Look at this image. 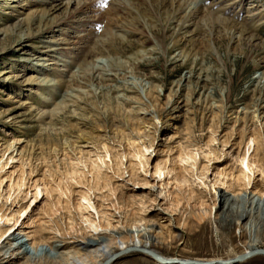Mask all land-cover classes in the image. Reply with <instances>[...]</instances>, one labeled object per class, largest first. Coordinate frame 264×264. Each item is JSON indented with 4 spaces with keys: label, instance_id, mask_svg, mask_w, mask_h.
Instances as JSON below:
<instances>
[{
    "label": "rangeland",
    "instance_id": "374dc122",
    "mask_svg": "<svg viewBox=\"0 0 264 264\" xmlns=\"http://www.w3.org/2000/svg\"><path fill=\"white\" fill-rule=\"evenodd\" d=\"M6 1L4 8L0 9V89H5L4 79L7 74L1 71L5 67H10L9 70L14 72L35 76V80L31 82L32 88L27 90V100L32 105L31 113L25 109L21 114L28 123L26 127L21 126V129L14 126L11 131L13 135L25 139L27 152L23 158L16 155L12 161L9 158L6 171L15 169L21 162L24 170L32 168L34 171L28 178L50 182L55 177H62L63 172L69 173L71 169L77 168V171H84L86 174L83 179L80 176L76 178V181L83 183L73 184V191L87 192L99 211V216L105 212L110 222L109 225L100 218L101 227L98 226L97 235L114 241L115 238L110 235L112 230L116 228L118 232H128L134 229V225L152 228L154 234L159 232L157 241L151 242L145 249L132 244L126 249L113 246L115 255L109 264H205L202 260L207 259L211 261L206 264H264L260 252L241 261L234 260L237 255H241L257 232L264 231V212L255 214L251 224L245 229L236 223L228 229H222L218 222L222 216L219 193L221 190H232L226 184L216 182L219 170L231 168L236 171L240 166L238 154L243 151L242 140H245L249 132L256 131L264 124V0H241L240 7L233 11L229 8L236 21H240L238 18L248 11L256 12L252 14H256L254 26L257 31L248 28L249 33H256V37L251 40L247 39L248 32L239 40L235 38L236 34L229 38L224 30L210 29L209 33L200 34L191 23L178 29L176 20L170 18L172 10L168 3L160 9L155 4L145 7L139 0H124L125 3L132 1L130 6L135 10L130 11L128 17L119 15L125 11L124 4L120 5V10L116 13L107 4L86 2L83 9H80L85 0H81L79 5H76L77 0H71L67 7L64 0H46L47 8L55 2L58 5L52 12L49 10L42 23L35 21L30 30H27L24 25L21 27V23L19 26L17 24L30 9L21 5L18 10H12L13 2ZM113 6L116 7L117 3ZM116 16L117 22L123 21L131 32L114 29L117 35L121 34L124 38L116 51H106L96 61H92L102 69L93 67L94 71L91 69L92 72H88L90 76L86 77L90 80L85 87L73 86L71 89L61 85L55 90L48 88L53 80L68 81L73 74L82 75L79 74L78 61L83 59L87 49L85 47H89L91 41L99 35H106L104 29L107 20ZM4 28L9 29V34L1 33ZM61 36L69 40L66 46H71L72 49L53 50ZM163 49L166 50L164 53ZM70 52L75 54L74 60H71ZM44 54L46 58H36ZM19 58H25L35 68L30 71L22 70L21 64L24 62ZM14 63L17 67L12 65ZM96 70L102 71L101 74H97ZM149 90L161 98L158 108L160 120L155 117L147 119L142 126L137 124L135 115L132 114L130 120L133 124L126 127L121 123L122 117L114 111L108 116L98 110L93 111V106L101 108L106 103L113 108L116 105L134 108L138 104L136 98L140 96L146 100L145 94ZM6 91L8 90L5 89ZM41 91L43 93L39 94ZM5 92L0 91V122L10 121L11 116L19 113L18 108L4 112L6 102L17 105L19 98L6 97ZM168 94L178 108L163 105ZM64 100L65 105L68 104L71 108L80 107L76 112L92 116L89 119L82 115L76 116L79 119L77 121H73L69 115L66 118L71 120L70 123L76 122L78 125L89 122L86 130H93L91 139L77 140L73 149H64L62 140L51 141L52 131L35 121L36 112L57 107L59 102L63 106L61 101ZM215 106L218 108H214ZM256 107L261 111L259 119L250 115ZM243 112L246 113L244 117ZM175 115L179 117L175 118ZM5 128L7 127H0V145L2 138H7L4 136ZM212 137L214 140H211ZM72 139L74 140V136ZM127 139L134 141L135 146L129 144ZM223 139L227 142L223 143ZM103 144L112 154L121 155L123 165L114 174L110 168L102 166L107 169L111 178L107 177V187L97 188L89 183L90 174L85 165L90 164L97 154H104ZM2 151L3 145L0 146V157ZM136 151L144 153L147 162L144 168L137 164L139 158L131 154ZM186 151L195 153L196 157H188L184 153ZM180 153L184 156L183 161H178ZM5 157L6 154L3 155L4 159ZM130 160L134 164L136 162L132 174L124 167ZM155 165H165L166 168L174 166V170L166 173L165 169V174L159 175L154 172ZM177 171L184 176V181L177 180ZM255 181L264 190V174L258 173ZM5 184L6 182H2L0 186V208L9 217L18 205L30 198L31 193L25 192L32 189L29 188L31 184L27 188L25 183L26 185L21 186L25 194L10 189V195L6 199L8 194ZM250 187L236 192L243 194L246 190L247 197L256 199L257 195L252 194ZM48 192L50 193L42 192L34 200L33 211L22 223L21 217L16 224V227L19 226L18 230L24 228L29 233L35 231V238L40 243H64L67 249L96 236L85 227L80 220L82 216L79 217L74 210L78 199L76 193L72 192L66 197L56 191L51 195ZM239 206L240 203L236 204V207ZM83 214L87 213L84 211ZM90 214L96 217L93 209ZM72 215L75 219L71 225L68 219ZM12 222L13 220L1 221V226ZM23 224L26 226H22ZM56 224L63 235L53 230ZM53 235H57V238H50ZM6 240L0 244L4 251ZM42 247L45 246H38L37 249ZM24 249H30L29 244ZM1 258L0 256V264H6Z\"/></svg>",
    "mask_w": 264,
    "mask_h": 264
},
{
    "label": "bare ground",
    "instance_id": "6f19581e",
    "mask_svg": "<svg viewBox=\"0 0 264 264\" xmlns=\"http://www.w3.org/2000/svg\"><path fill=\"white\" fill-rule=\"evenodd\" d=\"M4 1L6 0H2V2L0 3L1 10L2 8H4L3 7ZM11 1L13 2L12 10H18L21 7V5H25L24 8L26 7L30 9L25 13V17L22 19V21L20 20L17 24L19 26L21 23V27L24 25L27 30H30L31 24H33L35 21L42 23L45 16H47L46 14L49 12V10L50 11L54 10L58 5L55 2V4L47 8L46 0H37V1L24 0L25 3L23 2V0H11ZM59 1L61 2V0ZM64 1H65L64 5H66L67 7L68 2H70L71 0H64ZM133 1H137V0H133ZM139 1L145 7L146 6L151 7L152 5L155 4L157 7L160 6V9L164 8L163 6H165V4L168 3L170 10H172V14L170 15L171 16L170 18L172 19L173 17V19L176 20L177 22L176 28L178 29L185 27L187 23H191V25H194L195 29H197L200 34H203V32L206 33L210 29H214L216 31L224 30L225 33H228L229 38H231L233 35L236 34L235 38H237L238 40L239 38L245 37L243 35H245L244 34L245 32L246 33L248 32L249 27L252 28L254 32L257 31L256 30L257 27L254 26L255 23L254 15L256 14H252L256 12H250V11L246 12V14L240 17L241 19L238 18V20L240 21H236L237 19L235 20L233 18V13L230 11V9L233 11L236 8L240 7L242 5V4L240 5L241 0H207L206 1L207 3H205V0H139ZM86 2H89L90 4L96 3V4L110 5L109 9L116 11V13L120 10L119 9L120 5L124 4L123 6L126 5L125 11L124 12L122 11L120 14L118 13L120 17L122 16V14L128 17V15H130V11H135L132 8V6H130L132 4L131 3L132 1L125 3L124 0L122 2L120 0H85V2L82 3L83 5L80 6V9H83L84 3ZM80 3L81 0L76 1V5H79ZM114 3L115 4L117 3L116 7L113 6ZM258 12L260 13L259 10ZM109 20H107L108 23L105 24V29H104V31L107 34L106 35L101 34L99 35V37H96L93 40L91 39L92 41L90 46L85 47L87 49L83 54L84 56L83 59L79 61L77 60L80 68L79 74L82 73V75L78 76L77 74H73L70 76V79L68 81H64L60 79H56L55 81L53 80L52 82L49 83L50 86L49 87L47 86L48 88L55 90L57 87H60L62 85V87L72 89L73 86L82 87L87 84L86 82L90 80L86 77V75L90 76L88 72L91 73L92 72L91 69L93 67L96 69L101 68L97 65H94L92 61L98 58V56L102 55L104 52L106 53V51L109 52H111L110 50L116 51L117 46L121 45V42L123 41L124 36H121V34L120 36L117 35L116 34L117 32H114V29L116 28L117 31L125 30L129 33L131 32L128 29L129 27L126 28L127 26L123 21L120 22V20H118L119 22H117V16L111 17L109 18ZM247 22H249L250 24H247ZM95 30L96 28L92 29V33H94ZM8 31H9L8 28H4L2 29L1 33H4L6 35L9 34ZM248 34L249 35L247 39L249 40L254 39L256 37V33L248 32ZM60 38L61 39L59 43L57 44V46L53 48V50L57 51L61 48L62 49L66 48L67 50L72 49L71 46L69 47L66 46L68 45L69 40H66L67 38L65 36H61ZM162 51L164 53L166 50L163 49ZM184 55L186 54H182V56ZM36 58L43 59L46 58V55L44 54ZM70 58L71 60L75 59V54H73V52H70ZM18 60L24 62L21 64L22 70L26 69L30 71L35 68L34 65H32L31 63L28 64L25 58H19ZM88 64L90 65L89 67ZM12 65L16 66V63ZM9 68L10 67H5L1 70L2 73L7 74L4 79V84H5V89L8 91L5 92V89L2 90L3 88H1L0 91L5 92V94L7 95L6 97L16 96L19 98L17 101L18 102L17 105H13V103L6 102L7 108L4 109V112H8L12 108H18L19 113L14 116H11L10 121L0 122V127L2 126L7 127L4 129V136H7V138L3 137L2 138L3 142L0 145V146L3 145V151L1 152V157H0V186L2 182L3 183L6 182L5 184L7 185L6 194H8L6 199H8L10 195L9 192L10 189H12L11 191L16 190V192L20 191L24 193L21 186L26 185L25 183H27L26 187L31 184V187L29 188L32 189V191H28L29 189H27L25 193L27 192L31 193L30 196L31 199L28 198V200L25 203L18 205L16 209L14 208L15 209L14 212L11 213L9 217H7L3 209L0 208V244L1 242H3V240L7 239L5 245L6 250L4 251L3 247L0 248V256L2 257L1 259H4L6 264H94V263L102 264L104 261H105L104 264H109L111 261L110 259L111 255L114 253L112 250L113 246H116L118 249H126L129 245L132 244L135 247H141L145 249L148 247V245L151 242L157 241L158 238L157 233H159L158 231L154 234L152 228H148L146 226L141 227L140 225H134V229L128 232H118L116 228L114 229V227H112L114 230H112V233H110V235H112V237L115 238L114 241L97 235L96 232L99 231L98 226L101 227L99 223L100 218L101 220L103 219L104 221L107 222V224L110 225L107 214L105 212H102L100 213L101 216H99V211H97L94 202L91 201L89 194H87V192L85 191H81V190L73 191L72 189L73 184L78 185L79 183H83V181H76V178L78 179V177L80 176L81 179H83L86 174L84 171H77V168L71 169V172L69 173L63 172L62 177H58V178L53 177L54 180L51 179L52 181L50 182L42 181L40 180V178H35V179L28 178V175L30 176V174H32V172L34 171L32 170V168H28L27 169L28 171L24 170L20 161H19L20 162L19 165H17L15 169L6 171V167H8L9 160L12 161V158L15 155L16 157L21 158L27 152L25 149L26 147L24 146L25 139L23 140L21 137L13 135L11 131L12 129H14V126L16 127L19 126L18 128L21 129V126L26 127V124L28 123L27 121H25L24 117L22 118L21 114H23V111L25 109H27L26 110L27 112L29 111V113H31L30 111L32 110V105L28 103L27 90H30L32 88L31 82L35 80V76H33V74L14 72L9 70ZM92 70L94 71V69ZM95 72H98L97 74L100 75L102 71L96 70ZM14 82H16L17 85ZM45 87L42 86L41 88L43 90H46L44 89ZM42 93L43 92L41 91L39 94ZM145 97L146 100H143L140 96L137 97L136 100L138 101V104L134 108H127L126 106L119 107L118 105H116V107L113 108L111 104L106 103L103 104L101 108H99L98 106H93V111L98 110L101 114H104L106 116L111 114V111H114L115 113H118V115L122 117L121 123L123 126L126 127L132 126L133 122L132 120H130V115L134 114L135 121H137V124L143 126L144 122L147 121V119H151L155 117L158 120H160V114L158 108L161 105L160 104L161 98L153 94L151 90H149L148 93L145 94ZM186 100H188V98ZM187 102L188 101H186V103ZM61 103H63V106L60 105L59 102V105L57 107L50 108L49 110L46 111L40 110L39 112H36L35 121L40 126H44L45 129H50L52 131V133L50 134V136H52V138H50L51 141L53 139L62 140L61 144L64 146V149L68 147L69 149L70 148L73 149L76 146L77 140L84 141L91 139L93 130L92 131L86 130V127H88L87 124L89 122H87L86 124L78 125L76 122L70 123L71 120L66 118L69 115V118H73L72 119L73 121H77L79 119H77L76 116L82 115L87 119L91 118L92 116L89 115V113L84 114V113L76 112V109H80V107L71 108L70 105L68 104L65 105V100L61 101ZM163 105L165 107L171 106L172 109L179 107L177 103L173 101V98L169 94L165 97ZM214 108H218V107L215 106ZM88 111L90 110L88 109ZM236 114L239 115V113ZM260 114L261 111L258 107H256L254 110L250 112L251 117L256 119L257 118L259 119ZM245 115L246 113L243 112V117ZM174 117L178 118L179 116L175 115ZM58 124L59 126H57ZM93 128L94 130H97L95 127ZM73 136H74V140L72 139ZM212 139L213 137L211 138V140ZM127 141L129 144L135 146L134 141H130L129 139H127ZM222 141L223 143L227 142L226 139H223ZM241 143L243 144V151L241 154H238L240 166L236 169V171H233L231 168H229L225 170H219L216 173L217 174L216 182L224 183L227 185L228 189L232 190V192L221 190L219 193V201L221 204L220 207L222 211V216L220 220H218V222H219V226H221L222 229L230 228L233 223H236L237 226L241 227L242 229H245L248 226V224H251L252 218L254 217L255 214H259L260 211L264 212V190L258 187V184L255 181V176L258 173H260L261 175L264 174V124L261 126V128L256 129V131L249 132L245 140L243 139ZM102 148L104 150V154L102 155L97 154L96 158L92 159L90 164L85 165L88 167L87 172L90 174L89 183H91L97 188H102V187L104 188L105 186L107 187L108 184L107 179L111 178V176H108L107 169H103L102 166H104V168H110L112 173L114 174L119 170H121L120 165L122 164L121 163L122 159L120 154H112L108 150V147L105 144L102 145ZM138 148L139 147L137 146V149ZM142 152L136 151V153H131V154H134L136 157L139 158V162L137 164L140 165L142 168H144V164L147 162H146V158L144 157V153ZM184 153H186L188 157L190 158L192 157V159L196 157L194 156L196 155L195 153L192 152L189 153L188 151ZM4 154H6L5 159L3 158ZM123 156L126 157L125 155ZM182 156L183 155L180 153L178 156L179 157L178 161L180 160L183 161ZM135 164L132 163V161L130 160V162H128V164L125 165L124 167H127L129 172L132 174L134 173ZM165 169L167 171L166 173H170L171 171L174 170V166H172L171 168H166L165 165H162V167L159 165L154 166V172H157L159 175L160 174L164 175ZM50 173L52 174V171H50ZM176 177L179 182L185 180L184 176L180 174L179 171H177ZM163 185L164 184H162V186ZM246 187H250L252 189V194L257 195L256 199L254 197L251 198L247 197L246 190L245 193L243 194H239V192H236L239 189ZM47 191H50V193L48 192L50 195L51 193H54L56 191L61 196L65 195L66 197L72 194V192L76 193L78 195V199L75 203L74 210H76V213L79 215V217L82 216L80 220H82V222L85 224V227L88 228L89 231H91L92 235H96V236H94L91 239H88L87 241L81 242L78 245L72 246L71 249H67L64 243L61 245L52 244V241H50L51 243L48 241L40 243V241L37 240V238H35L37 234V232L35 231L33 233H29V231L25 230L24 228H20L18 230L19 226L16 227L18 221L21 220V217H22L21 223L24 221V219L29 215V213L33 211L32 209L34 207L33 206L34 200L39 195H41L42 192L46 193ZM165 193L166 195H168L167 190L165 191ZM238 203H240L241 206L236 207V204ZM89 209L91 210L93 209V211H95L96 217L90 216L92 214H90L91 210ZM84 211L87 214H83ZM74 219L75 217L73 215L71 218L68 219L71 225L73 224ZM6 220L9 221L13 220V222L7 226H1V221H6ZM22 226H26V225L23 224ZM71 228L73 227L71 226ZM15 230L18 231L15 232ZM53 230H55V232H57L59 235H63L61 228L57 224ZM11 234L13 235L16 234L17 236L15 235L10 236ZM22 237L24 238L21 239ZM50 238L55 239L57 238V235H53ZM26 243L29 244L30 249H24V247L27 245ZM38 246H45V247L37 249ZM262 247L264 248V231L257 232V234L254 235L253 239H251L250 242L246 245L243 252L240 253L241 258H235L234 260L241 261L258 252L261 253V256L263 258L261 259L264 260V250H258L261 249ZM212 260L220 261V259H212ZM209 261L211 260L209 259L202 260V262H206V263ZM158 264H161V262Z\"/></svg>",
    "mask_w": 264,
    "mask_h": 264
},
{
    "label": "water",
    "instance_id": "95a60500",
    "mask_svg": "<svg viewBox=\"0 0 264 264\" xmlns=\"http://www.w3.org/2000/svg\"><path fill=\"white\" fill-rule=\"evenodd\" d=\"M114 255H115V253L111 255V258H112ZM109 258H110V257H109ZM111 258H110V259H111ZM236 258H241V255H237ZM104 263H105V261H104L102 264H104Z\"/></svg>",
    "mask_w": 264,
    "mask_h": 264
}]
</instances>
